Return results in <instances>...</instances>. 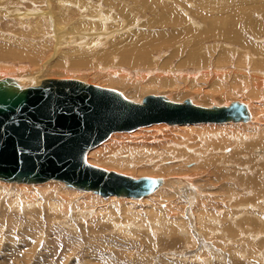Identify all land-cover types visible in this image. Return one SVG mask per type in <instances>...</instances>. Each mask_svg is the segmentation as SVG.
<instances>
[{
    "label": "rangeland",
    "instance_id": "1",
    "mask_svg": "<svg viewBox=\"0 0 264 264\" xmlns=\"http://www.w3.org/2000/svg\"><path fill=\"white\" fill-rule=\"evenodd\" d=\"M197 1H199L200 3ZM1 3L0 68H3L4 70L0 69V71L4 72H0V77H6L10 75H12V77H20V75H24L28 76L29 78L32 77L34 79V76L36 74L34 72H39V76L36 75L37 77H35L37 79L41 76L42 77L38 80L46 78L78 79L87 83L90 82V84L93 85L117 89L122 93H125V95H127L128 97L130 96L129 98L137 100V95L135 96V93H129L130 95L126 94L129 92L127 88L121 87L120 84H110L108 80H105L104 77L97 75L96 72L99 71V69L103 72H106L110 71L111 68H113L115 69L113 71H117L116 73H118L119 69H121V66L117 60L119 56V58H122L120 53L124 50L123 48L125 47V44L126 47H129L132 44L131 42L133 41L140 42L139 45H141V47L138 48L139 50H137V52L140 53V51H142L141 48H144L143 46L145 45L144 40H146L147 38L150 39L152 36H155L154 39H152L155 40L158 38L155 41H157L156 43H159L161 42V40H163V38L159 37V34L163 33L166 34L165 36H167V39L165 40H167L168 44H170L168 46L169 48L162 47L159 50L160 53L159 51L154 53L156 54L155 58L158 57V61H163L161 63V66L163 68H166L167 66L174 67L175 64L178 65V63L179 65L192 64V60L196 59L197 63L198 59L204 56L203 59H205V57H208L211 62L215 61L218 62V64L222 65L224 63L225 65L231 64L230 67L232 69L233 67H239L240 65H242L238 58L240 56H243L245 60L244 62L247 63L246 66L249 67L248 70L250 71L251 69L253 70V64H251L253 60L264 59V0H1ZM165 5L167 6L165 7ZM6 6L9 9H6ZM15 8H17V11L19 10L20 13H16L17 11ZM13 10H15L16 12H14ZM165 13L168 16H171H166L165 18ZM202 13H207L209 15L208 20L204 22L201 20L200 16H202ZM241 14H243L244 16ZM181 16L187 21L186 23L165 25L167 23L165 19L172 18L173 21L175 19L174 17ZM192 19H196L197 21H199V23L201 22L200 25H196V27L194 28L195 25H191L192 23H195ZM219 19L221 20V22ZM228 21L236 22L237 25L232 26L226 24V22ZM143 34H148V36H150H147L146 38L143 37ZM99 37L101 38L100 40H98ZM140 37L142 38V40H140ZM96 41L98 44L96 43ZM101 41L102 44L100 43ZM141 42H143V44H141ZM173 44H175V46ZM254 44L258 45L260 48H253L252 46H254ZM224 45L227 49H225ZM8 46L18 48L24 46H33L32 48L30 47L33 50V53L31 54L32 56H28L27 58H24V60L15 61V66L16 64L17 66H14L12 69L13 60H8L9 58L1 57V52H4L6 49H8ZM250 51H252V53ZM132 52L133 51L129 53ZM133 53L136 54V51H134ZM246 53L247 55L245 57L244 54ZM250 54L253 55L250 56ZM102 55H105V57L102 58ZM107 56H110L109 59H111L112 61L107 60ZM112 56L115 58H113ZM227 58H229L228 61ZM6 59L7 61H5ZM3 64L5 65L3 66ZM22 64H26L25 67L23 66L24 69L22 68ZM204 67H207L205 63ZM211 67H213V64L211 65ZM227 67L228 66H226V68ZM7 68H10L11 71ZM15 68L17 72L15 71ZM20 69L23 70L21 71ZM142 69H144L143 65L141 66V68H139V70L141 71ZM159 69L160 67L155 69L153 74L155 75L160 72ZM232 70H234V68ZM249 73H252V71H250ZM138 74L139 72L134 71L132 73V78H134ZM231 78L233 79V75ZM232 79H230L228 82L231 86L233 85V83L231 82ZM242 79H239V82L237 81L235 83L236 86L242 87L243 83L240 82L242 81ZM232 81L234 82V80ZM35 82L33 80L31 81V83ZM201 82L203 86L206 83L204 87L206 89L208 87L209 91L215 90L214 84H212L213 80L211 77L204 79ZM168 90L169 89L165 91L154 90L150 93H146L145 95H169L168 98L173 100V98L175 97H171L170 94H173L174 91ZM216 93L217 94H213V97H208L205 99H201V97H195L194 94L179 96V98L175 99L176 101H182L193 96V98H199V101L197 102H199L200 105L214 106V104L224 105L230 101L232 102L233 100L241 101V98L243 97L242 93L233 91H231L233 95L231 93L227 95H222L221 92ZM242 100L244 101L246 100V98L243 97ZM262 126L264 127V123ZM166 128L169 127H163L160 130L153 129L151 131H147L149 134L154 133L153 135H157L158 138L156 139L154 138L139 141L135 138L134 140L131 138L128 139L129 141L127 139L123 140V142L125 141L124 143L126 144H123L121 140L118 141L117 144H123L125 146L124 147L123 145H121L123 146V148H121V146L118 145L119 150L122 149L123 151H121L122 154L120 153V157H123L121 158L123 162L121 161L120 165L113 166L112 164H104L101 162V164L97 162V165L96 161L92 162L98 167L116 171L118 173H126L127 175L134 177L160 176L158 178H161L162 176H164L165 178V176L169 177L175 175L178 176V179H173L170 177L168 180H178L180 181V183H183V178L191 175L190 178L193 179L194 183H201L204 185L203 187L207 191L200 190L199 192H201L202 194H198V196L204 195L206 191L207 196H205V198H200L198 199V201H196V198H194L192 202L193 206L188 202H180L181 200H179L177 196L168 198L167 196H170L169 194L172 191L171 186L170 188L166 189L167 191H170L169 194L163 192V198L165 200L162 202V204L160 203L161 199H159L156 201V203H152V205H157V207L162 206V210H166V213H171L169 217L172 221L173 219H176L178 217V212L180 215V205H184L185 216L189 213V216H186L185 218L189 220V223L191 222L193 224V227L198 226L196 218L197 212H201L202 208H204L206 211L205 216L210 215L212 216V219L215 220H213L217 227L215 231L211 232V234L207 232V235L199 230L195 231V233H197V240H195L196 243L195 245H193V247L190 246V244H185V241L187 240L185 239V237H183V235H185V232H183V235L182 233H178V235L171 234L170 229L172 228L169 227L170 229H168L166 227L167 225L165 224L164 226H161V218L159 219L158 216L155 219H153L152 217L147 219V223L151 226L146 223L143 227L144 229L147 228L146 230L139 231L136 227L132 226L128 230L121 231L118 230L116 226L120 223H123L122 211L124 210V204L118 206L120 212L117 216L121 217V219L119 221L117 219L112 222L109 216L110 214L108 213V211H106L107 209H105V207L109 206L108 209L113 208V206L115 205L114 203H112L113 201L110 202L109 200L105 199L106 201L103 202L100 199H96L98 197H96L94 193L89 195L70 193L68 194L69 196H66V198L71 199L67 201L69 202L68 206L70 203L73 205L75 204L74 206L76 207L77 205V209L79 210L74 209L75 207L73 205H70L69 209H72L68 210L70 211L68 214H64L67 216L66 217L59 212L53 213L49 211V207L45 205L46 202L49 204L53 201L52 193H58L59 196L60 194L63 195L62 189L66 188L65 183L58 181V184L55 183L56 185H46L45 187L41 186L39 188V190L41 189L46 194H42L43 197L40 196L41 198H46L47 200L49 197H51L49 198L50 201H45L43 205L45 207L42 208V210L29 207L28 204L32 201V199L27 197L24 193H21L20 195V191L18 189L22 188V186L15 185L17 186V189L14 188L15 186H10L11 188H8V190L0 194V264H252L253 261L255 264H258V262L260 261L263 264L262 260L259 259L258 256L262 255L261 253L264 251V246L260 245L261 243H264V232H261L262 230L257 229V225L259 224V226L261 225L264 228V219L262 218L263 216H260L262 219V222H260L259 218L256 216V210H252V207L250 208L249 204L254 203L252 202V196L254 195L252 193L253 189H251L250 191L248 189V184L252 185V187L250 188L256 186L255 178H258L260 180L262 179L261 181H264V172H260V174H258L259 170L255 169L256 166L254 164L257 162L250 161L249 156L245 155L246 153H244L243 150L235 153L236 150L234 149L236 148L234 146L236 144L233 143H230L225 147L226 151H224V153L222 152L221 148L216 149V153L219 154V152L221 151V156L223 157L222 160L219 161L220 163L218 162V165L220 167H223V163L226 162L225 164L229 168L225 169L226 165H224V172H227V174L229 175L223 180V182H219L216 179H218V176L220 174L217 175L214 172V174L210 177L209 171L211 169H207V171H205V167H202L203 164H201L205 161V159H202L204 160L202 161L201 158H199L200 155H189L190 161L188 159H180V161H176V157L174 156L175 153H170L171 151L168 152L167 150L170 147V149H173L172 147L177 146L176 144L178 143L185 142L184 134H182L183 132L177 129H175L176 131H168L166 130ZM163 132H166V134H162L161 137L160 134ZM173 136H176V139L172 138ZM197 136L198 135L196 134L193 135V138L191 137L192 139L190 142H196V144L200 143L201 141L197 139ZM168 138H170L169 142L173 140L174 142L172 141V143H174L175 145H172V143H170L171 145L169 144L167 146L169 142L165 140H167ZM190 142L189 144H191ZM129 144H131V147L129 146ZM107 147L109 146L107 145L106 147H104L105 149H101V156H104V151V154L106 156L112 153V151H106ZM114 149L116 150L115 152H117L118 148L116 147ZM150 150H155V152L153 151L152 154ZM163 150H166L167 153L163 152ZM159 151H161V156L158 154L160 153ZM115 152L113 151V153ZM123 153H126L128 155H124ZM233 154L236 155L234 156ZM148 156L151 158H149ZM137 158L139 161L135 160ZM126 159H128L129 161ZM147 161H149L150 163ZM184 161L187 162L185 163ZM173 162L174 164L176 163L175 165H177L178 163H183L182 165L178 166L179 169H175L177 171L174 170V173L171 169L173 167L169 166V164H173ZM128 163L132 164L133 166ZM138 163L139 167L137 166ZM164 165L167 166L165 167ZM144 166L148 169L145 170ZM193 166L196 169L193 168ZM250 166L251 168L255 166V170L253 169L254 171L252 173ZM136 167H138L137 170ZM153 167L157 169L153 170ZM163 167H165V169ZM239 167H241V169H239ZM202 169L203 172H201ZM238 172H240L241 174ZM193 173L194 176H192ZM200 174L201 176H203H199ZM242 176L245 179H243ZM248 181H250L251 183H249ZM2 183L10 182L0 180V185ZM211 183L217 184V186L213 187L209 185ZM28 186L31 187L30 185ZM46 187H52L53 189L55 188V191L52 189H46ZM30 189L33 190L34 186L32 185V188ZM13 190H15L17 193ZM35 190L38 189L35 188ZM157 193H153L148 197L152 198L151 200L155 201L157 198L162 197V195H159V193ZM5 195L7 197H10L11 199L7 197L6 199H4ZM57 195H54V198H57ZM16 196L19 197L17 198ZM92 196V205H94V207L91 205L89 206L90 208H83V205L87 201L86 198H91ZM152 196H154L156 199H153L154 197ZM146 198L147 196L145 197V200L139 199L129 201L130 203H132L130 205L131 208L135 205L132 211L136 216L138 212H146L149 208H151L149 203L151 200H147ZM29 199L30 201H28ZM12 200L15 201V203ZM259 200L262 201L264 199ZM19 201H21V203ZM116 201L118 200H114V202ZM124 202L125 201H123V203ZM200 204L202 205L200 206ZM20 205L22 206V208ZM239 205L243 206V208L245 209H241V207L239 208ZM17 206H19V208H17ZM14 207L17 210H14ZM231 209H233L234 211H232ZM99 210L104 212V216H102V218L98 213ZM109 211L112 210L110 209ZM260 211H263V208ZM83 212L86 213L84 214ZM117 212L118 211H116V213ZM235 212L241 214L238 219H235ZM190 214L193 216H191ZM80 215L82 216L81 220L78 217ZM74 217L76 218L74 219ZM114 217H116V215H114ZM130 218L132 219L131 216ZM166 221L167 220H165V222ZM209 222H211V220ZM217 223H219V226ZM148 228L150 230H148ZM221 229H225L224 232L226 234H224ZM186 235L188 236L187 233ZM243 247L244 249H242ZM248 248H250V252ZM246 250L249 253H246ZM208 253H210V255L206 256ZM194 254L198 255L197 258L200 260H197ZM246 254L247 257L243 258L246 256ZM210 256L213 257V261H210Z\"/></svg>",
    "mask_w": 264,
    "mask_h": 264
},
{
    "label": "bare ground",
    "instance_id": "2",
    "mask_svg": "<svg viewBox=\"0 0 264 264\" xmlns=\"http://www.w3.org/2000/svg\"><path fill=\"white\" fill-rule=\"evenodd\" d=\"M3 2V1H2ZM187 2V1H186ZM197 2H199V1H197ZM0 3H1V0H0ZM31 3V2H30ZM188 3H190V2H188ZM192 3V2H191ZM200 3V2H199ZM203 3V2H202ZM2 4V3H1ZM16 4V3H15ZM218 4V3H217ZM124 5V4H123ZM208 5V4H207ZM158 6H160V5H158ZM167 5H165V7H166ZM181 6V5H180ZM179 6V7H180ZM220 6V5H219ZM11 7V6H10ZM15 7V6H14ZM164 7V6H163ZM164 7V8H165ZM185 7V6H184ZM222 7H223V5H222ZM18 8V7H17ZM17 8H15L16 9V11H17ZM172 8V7H171ZM170 8V9H171ZM191 8H192V6H191ZM207 8V7H206ZM221 8V7H220ZM3 9V8H2ZM6 9H9V8H7V6H6ZM169 9V8H168ZM182 9V8H181ZM193 9H195V8H193ZM192 9V10H193ZM211 9H213V8H211ZM223 9V8H222ZM246 9V8H245ZM12 10V9H11ZM172 10V9H171ZM171 10H169V11H171ZM178 10H179V8H178ZM14 12H16L15 10H13ZM34 11V10H33ZM185 11V10H184ZM196 11V10H195ZM201 11V10H200ZM199 11V12H200ZM236 11H238V10H236ZM10 12V11H9ZM176 12V11H175ZM182 12V11H181ZM232 12V11H231ZM242 12V11H241ZM16 13H20L19 12V10L16 12ZM178 13V12H177ZM209 13V12H208ZM251 13V12H250ZM8 14V13H7ZM10 14V13H9ZM102 14V13H101ZM166 14V13H165ZM235 14V13H234ZM237 14V13H236ZM247 14V13H246ZM187 15V14H186ZM202 16H200V18H201V20L204 22V21H206V20H208V17H209V15L207 14V13H202L201 14ZM224 15V14H223ZM231 15V14H230ZM230 15H229V17H230ZM241 15H243V14H241ZM26 16V15H25ZM104 16V15H103ZM166 16H168L167 14L165 15V18H166ZM169 16H171V15H169ZM168 16V17H169ZM236 16V15H235ZM244 16V15H243ZM212 17V16H211ZM222 17V16H221ZM220 17V18H221ZM240 17V16H239ZM254 17V16H253ZM36 18H37V16H36ZM103 18V17H102ZM175 18V19H174ZM173 19V21H172V18H167V19H165V21H167V23L165 24V25H176V24H183V23H186L187 21L181 16V17H174ZM235 18V17H234ZM237 18H238V16H237ZM248 18V17H247ZM252 18V17H251ZM22 19V18H21ZM161 19V18H160ZM216 19V18H215ZM224 19V18H223ZM89 20H91V19H89ZM189 20V19H188ZM193 20V19H192ZM214 20V19H213ZM220 20V19H219ZM247 20V19H246ZM250 20V19H249ZM195 23H192L191 25L192 26H194V28L196 27V25H200V23H199V21H197L196 19H194L193 20ZM215 21V20H214ZM225 21V20H224ZM242 21V20H241ZM217 22V21H216ZM220 22H221V20H220ZM239 22V21H238ZM253 22V21H252ZM190 23V22H189ZM83 24V23H82ZM86 24H88V23H86ZM91 24V23H90ZM96 24V23H95ZM194 24V25H193ZM226 24H229V25H232V26H236L237 24H236V22H233V21H228V22H226ZM247 24V23H246ZM256 24V23H255ZM254 24V25H255ZM204 25V24H203ZM218 25V24H217ZM36 26V25H35ZM83 26V25H82ZM94 26V25H93ZM191 26V27H192ZM187 28V27H186ZM213 28V27H212ZM223 28V27H222ZM262 28V27H261ZM228 29V28H227ZM243 29V28H242ZM264 29V28H263ZM183 30H184V28H183ZM187 30V29H186ZM214 30V29H213ZM212 30V31H213ZM237 30V29H236ZM131 31V30H130ZM193 31V30H192ZM229 31V30H228ZM135 32V31H134ZM33 33V32H32ZM87 33V32H86ZM155 33V32H154ZM183 33V32H182ZM188 33V32H187ZM230 33V32H229ZM50 34V33H49ZM211 34V33H210ZM256 34V33H255ZM260 34V33H259ZM131 35V34H130ZM133 35V34H132ZM140 35V34H139ZM153 35H155V34H153ZM166 34H159V37H161V38H163V40H161V42H159V43H156L157 41H155V40H157V39H155V40H153L154 39V37L152 36L150 39H148L147 38V36H148V34H143V37H146L147 39L146 40H144V42H145V45L143 46L144 48H141V50L142 51H140V53H138L137 52V50H139L138 48H140L141 47V45H139L140 44V42H137V41H133V42H131L132 44L130 45L128 42H129V40H128V44L130 45H127V46H129V47H126V44H125V47L123 48L124 50L120 53V55L122 56V58H119L118 57V63L120 64V66H121V69H119V74L118 73H116L115 71H113V70H115V69H113V68H111V70L110 71H106V72H103V71H101L100 69H99V71H97L96 73H97V75H99V76H102V77H104V79L105 80H108V82L110 83V84H120L121 85V87H123V88H127L128 90H129V92L128 93H126V94H128V95H130L129 93H135V96H136V98H137V100L135 99V100H133V99H131V98H129L127 95H125V93H123L127 98H129V99H131V100H133V101H135V102H142V99L146 96L145 94L146 93H150V92H152V91H154V90H161V91H165V90H167V89H169L168 91H174V93L173 94H170L171 95V97L172 96H174L175 98H179V96H186V95H190V94H194V96L195 97H201V99L202 98H210V97H213V94L215 93V94H217L216 92H221L222 93V95H224V94H229V93H231V91H233V92H238V93H242L243 94V97L244 98H246V100H244L245 101V104L247 105V107H248V110H249V117H248V119L247 120H245V121H239V122H235V121H228V122H223V123H216V122H202V123H195V124H174L173 126H171L170 124H168V123H166L165 124V122H163V123H154V124H151V125H147V126H141V127H139V128H137V129H135V130H133V131H122V132H115V133H113V134H111V136L106 140V141H104L103 142V144L101 143V145L99 146V145H97L96 147H94V148H92V149H90L88 152H87V154H86V160H88L87 162L89 163V164H92L93 166H97L98 164H97V162H101V163H104V164H112L113 166H117V165H120L121 163V161L123 162V160L121 159V158H123V157H120L121 156V154H122V149H120L119 150V146H121V145H123V144H126V143H124L123 142V140H128V139H133L134 140V138L135 139H137V140H148V139H156V138H158L157 137V135H153L154 133H152V134H149L147 131H151V130H153V129H158V130H160L161 128H163V127H169V128H166V130H175V129H177V130H179V131H181V132H183L182 134H184V141L185 142H183V143H178V144H176L177 146H174V147H172L173 149H166L168 152H170V153H175L174 154V156L176 157L175 159H176V161H180V159H185V160H189V155H200V157L199 158H201V160L202 159H205V161L204 160H202V161H204V162H202L201 164H203L202 165V167L204 166L205 168V171H207V169H211L210 171H209V176L211 177L213 174H214V172L217 174V175H219L218 176V179H216V180H218L219 182L221 181V182H223V180L229 175V174H227V172L225 173L224 172V170L227 168V169H229L228 167H227V165L225 164V163H223L224 165H226V167H225V169H224V165H223V167H220L219 165H218V162L219 161H221L222 160V152L224 153V151H226L225 150V147L227 146V145H229L230 143H233V144H236L234 147L236 148V149H234V150H236L235 151V153L236 152H239V151H241V150H243V152L244 153H246L245 155H248L249 156V159H250V161H253V162H257V163H255L254 165L256 166H254L255 167V169H257V170H259L258 171V174H260V172L261 173H263L264 172V127L262 126L263 125V123H264V68H263V66H264V59H258V60H253V62L251 63L250 61V63L251 64H253V70L251 69L250 71H252V73H249L250 71L248 70V66H246L247 65V63L246 62H244L245 60H244V57L243 56H240L238 59H239V61L241 62V64L242 65H240L239 67H233L234 68V70H232L231 69V67H230V65H225V63L222 65V64H218V62H211V60H209V58L208 57H205V59H203L204 58V56L203 55H201V56H203V57H200V59H198V61H197V63H196V60H192L193 62H192V64H188V65H182V64H180L179 65V63H178V65L177 64H175V66L174 67H171V66H167L166 68H163L162 66H161V63L163 62L162 60H160V61H158L157 60V58L158 57H156L155 58V55L156 54H154V53H156L157 51H159L160 50V48H162V47H167V48H169L168 46L170 45V44H168V41L167 40H165V39H167L166 37L167 36H165ZM27 36V35H26ZM36 36V35H35ZM138 36V35H137ZM136 36V37H137ZM141 36V35H140ZM150 36V35H149ZM148 36V37H149ZM156 36H158V35H156ZM185 36V35H184ZM96 37V36H95ZM172 37V36H171ZM207 37V36H206ZM228 37V36H227ZM239 37V36H238ZM131 38H133V37H131ZM141 38V37H140ZM153 38V39H152ZM242 38V37H241ZM23 39V38H22ZM25 39V38H24ZM96 39V38H95ZM101 38L99 37V39L98 40H100ZM127 39H130V38H127ZM145 39V38H144ZM134 40V39H133ZM140 40H142V38L140 39ZM190 40V39H189ZM131 41V40H130ZM147 41V42H146ZM228 41V40H227ZM246 41V40H245ZM31 43V42H30ZM96 43H97V41H96ZM101 44H102V41L100 42ZM98 44V43H97ZM96 44V45H97ZM141 44H143V42H141ZM249 44H251V43H249ZM258 44V43H257ZM91 45V44H90ZM93 45V44H92ZM174 46H175V44H173ZM253 45V44H252ZM256 46H258V45H255L254 44V46H252L253 48H260L259 46L258 47H256ZM264 46V45H263ZM31 48L33 47V46H30ZM29 46L27 47V46H24V47H12V46H8V49H6L4 52H1V54H2V56L1 57H3V58H9L8 60H13L12 61V69H13V67L15 66V61H17V60H24V58H27L28 56H32L31 54L33 53V50L30 48ZM171 47V46H170ZM224 47H225V45H224ZM229 47V46H228ZM247 47V46H246ZM262 47V46H261ZM117 48H119V47H117ZM210 48H211V46H210ZM251 48V47H250ZM263 48V47H262ZM4 49V48H3ZM2 49V50H3ZM177 49V48H176ZM225 49H227L226 47H225ZM122 50V49H121ZM166 50V49H165ZM175 50V49H174ZM229 50V49H228ZM131 51H136V54L135 53H129V52H131ZM189 51V50H188ZM222 51H223V49H222ZM233 51V50H232ZM164 52V51H163ZM162 52V53H163ZM231 52V51H230ZM251 53H252V51H250ZM249 52V53H250ZM102 53V52H101ZM106 53V52H105ZM159 53H160V51H159ZM195 53V52H194ZM245 53V52H244ZM30 54V55H29ZM140 54H141V56H140ZM98 55V54H97ZM99 55H100V53H99ZM228 55V54H227ZM245 55V57H246V55H247V53L246 54H244ZM251 55H253V54H250V56ZM140 56V57H139ZM161 56V55H160ZM174 56V55H173ZM103 57H105V55L103 56L102 55V58ZM113 57V56H112ZM229 57V56H228ZM248 57V56H247ZM29 58H31V57H29ZM36 58V57H35ZM107 58V60H111V59H109L110 58V56H107L106 57ZM113 58H115V57H113ZM112 58V59H113ZM197 58V57H196ZM232 58H233V56H232ZM39 59V58H38ZM156 59V60H155ZM193 59V58H192ZM228 59L229 58H227V61H228ZM236 59V58H235ZM234 59V60H235ZM251 59V58H250ZM254 59V58H253ZM3 60V59H2ZM26 60V59H25ZM182 60V59H181ZM233 60V59H232ZM242 60V61H241ZM4 61V60H3ZM5 61H7V59L5 60ZM37 61V60H36ZM112 61V60H111ZM226 61V62H227ZM230 61V60H229ZM21 62V61H20ZM22 62H24V61H22ZM114 62V61H113ZM112 62V63H113ZM116 62V61H115ZM167 62V61H166ZM190 62V61H189ZM221 62V61H220ZM225 62V61H224ZM239 62V63H240ZM247 62H248V60H247ZM204 63H205V65L207 66L206 68L204 67ZM207 63V64H206ZM223 63V62H222ZM35 64H37V63H35ZM77 64V63H76ZM213 64V67H211V65ZM233 64V63H232ZM243 64H244V66H243ZM5 64H3V66H4ZM25 65L26 64H22V68L24 69V67H25ZM143 65V68L144 69H142L141 71L139 70V68H141V66ZM157 65V66H156ZM250 65V64H249ZM16 66H17V64H16ZM15 66V67H16ZM24 66V67H23ZM226 66H228L227 68H226ZM10 67V66H9ZM20 67V66H19ZM128 67H131V68H128ZM158 67H160V72H158V70H157V74H153V72L155 71V69H157ZM262 67V68H261ZM18 68V67H17ZM21 68V67H20ZM1 69V68H0ZM3 69V68H2ZM1 69V70H2ZM7 69H9L10 70V68H7ZM22 69V70H23ZM27 69V68H26ZM128 69H133V70H128ZM4 70V69H3ZM21 70V69H20ZM21 70V71H22ZM45 70V69H44ZM105 70V69H104ZM5 71H6V69H5ZM11 71V70H10ZM15 71L17 72V70H16V68H15ZM21 71H19V72H21ZM47 71V70H46ZM56 71V70H55ZM134 71H136V72H139V74L137 75V76H135L134 78H132V73L134 72ZM1 72V71H0ZM2 72H4V71H2ZM1 72V73H2ZM14 72V71H13ZM115 72V73H114ZM6 73V72H5ZM32 73V72H31ZM34 73H36L35 74V76L36 75H38V73L39 72H34ZM131 73V74H130ZM8 74V73H7ZM12 74H14V73H12ZM30 75V74H29ZM96 75V74H95ZM232 75H233V79L231 78L232 77ZM34 76V79L32 78V77H28V76H24V75H20V77H12V75H10V76H6V77H8V78H12L13 80H15L19 85H21V87H27V86H33V85H39L43 80H45V79H41V80H38V79H40L41 77H39L38 79L36 78ZM39 76V75H38ZM6 77H0V79L1 78H6ZM98 77V76H97ZM212 78V80H213V83L212 84H214V88H215V90L213 91V90H211V91H209V88L207 87V89L204 87L205 85H206V83H205V85L203 86L202 85V80H204V79H207V78ZM242 79V81H240V82H242L243 84H242V87H239V86H236V82L238 81L239 82V79ZM46 79H49V78H46ZM57 79H68V78H57ZM230 79H232V80H234V82L231 80V82L233 83V85L231 86L228 82H229V80ZM36 81L35 83H31V81ZM78 80V79H77ZM209 80V79H208ZM85 82V81H84ZM87 83V82H86ZM103 83V82H102ZM109 83H108V85H109ZM88 84H90V82L88 83ZM210 84H211V82H210ZM212 84H211V86H212ZM105 85V84H104ZM208 85V84H207ZM229 85H230V87H229ZM98 86V85H97ZM117 86V85H116ZM102 87V86H101ZM213 88V89H214ZM226 88V89H225ZM126 89V90H127ZM210 89H212V88H210ZM216 91V92H215ZM172 93V92H171ZM164 94V93H163ZM219 94V93H218ZM232 94V93H231ZM143 95V96H142ZM148 95V94H147ZM155 95H157V94H155ZM233 95V94H232ZM241 95V94H240ZM132 96H133V94H132ZM131 96V97H132ZM134 96V97H135ZM167 96V95H166ZM169 96V95H168ZM167 96V97H168ZM216 96V95H215ZM230 96V95H229ZM237 96V95H236ZM234 97H235V95H234ZM241 97V96H240ZM242 97V98H243ZM175 98H173V101H176V99ZM242 98H241V102L243 101L242 100ZM170 99V98H169ZM175 99V100H174ZM189 99H191L192 101H193V103H195V104H197V105H200L199 104V102H197V101H199V98H193V96L191 97V98H189ZM261 100V101H260ZM182 101H184V100H182ZM224 101V100H223ZM234 101V100H233ZM238 101H240V100H238ZM243 101V102H244ZM179 102H181V101H179ZM226 102V101H225ZM228 102V101H227ZM231 103V101L230 102H228V103H226V104H224V105H228V104H230ZM214 105H217V106H222L223 104H214ZM202 106H205V105H202ZM207 107H212V106H207ZM177 125V126H176ZM180 125V126H179ZM176 131V130H175ZM162 134H166V132L164 133H161L160 134V136L162 137ZM178 134V133H177ZM198 135L197 137V139L198 140H200L201 142L200 143H197L196 144V142H190L191 141V139L193 138L192 136L193 135ZM149 136H150V138H149ZM179 136V135H178ZM183 136V135H182ZM176 136H173L172 138H174V139H176L175 138ZM192 137V138H191ZM160 139V138H159ZM170 138H168L167 140H165V141H170L169 140ZM122 141L123 142V144H121V145H119V144H117V142L118 141ZM162 140H163V138H162ZM172 140V139H171ZM180 140V139H179ZM129 141V140H128ZM173 141V140H172ZM172 141L171 142H169L168 144H167V146L170 144V143H172ZM132 142V141H131ZM174 142V141H173ZM189 142L191 143V144H189ZM129 143V142H128ZM127 143V144H128ZM135 143V142H134ZM142 143H144V142H142ZM222 143V144H221ZM141 144V143H140ZM174 143H172V145H173ZM109 146V147H107V149H106V151H112V153H113V151L115 152L116 150L114 149V148H118V150H117V152H115V153H111V154H108L107 156L104 154L105 153V151L103 152V155L104 156H101V154H100V151H101V149L102 148H104V147H106V146ZM119 145V146H118ZM131 144H129V146H130ZM171 145V144H170ZM175 145V144H174ZM124 146V145H123ZM123 146H121V148H123ZM125 147V146H124ZM131 147V146H130ZM134 147V146H133ZM196 147H201V148H196ZM135 148V147H134ZM218 148H221V150H222V152L220 151L219 152V154L218 153H216V149H218ZM105 149V148H104ZM127 149V148H126ZM125 149V150H126ZM130 149V148H129ZM152 149V148H151ZM227 149V148H226ZM124 150V151H125ZM166 150H163V152H166L167 153V151ZM173 150V151H172ZM122 151V152H121ZM145 151H148V150H145ZM151 152H152V154H153V151L155 152V150H150ZM150 151H149V153H150ZM158 151V150H157ZM144 152V151H143ZM160 153H158L159 155L161 154V151H159ZM256 152V153H255ZM121 153V154H120ZM255 153V154H254ZM124 155L126 154V153H123ZM155 154V153H154ZM163 154V153H162ZM165 154V153H164ZM231 154V153H230ZM237 154H239V153H237ZM113 155H117V156H113ZM126 155H128V154H126ZM224 155V154H223ZM227 155V154H226ZM234 155V154H233ZM232 155V156H233ZM236 155V154H235ZM234 155V156H235ZM130 156V155H129ZM128 156V157H129ZM150 156H151V154H150ZM161 156V155H160ZM162 156H164V155H162ZM171 156V155H170ZM229 156H231V155H229ZM107 157H109V158H107ZM133 157V156H132ZM142 157V156H141ZM149 157V156H148ZM154 157V156H153ZM156 157V156H155ZM197 157V156H196ZM237 157V156H236ZM239 157H241V156H239ZM95 160H94V159ZM126 158V157H125ZM125 158H124V161H125ZM134 158V157H133ZM139 158V157H138ZM138 158L137 159H135V160H138ZM149 158H151V157H149ZM159 158V157H158ZM198 158V157H197ZM233 158V157H232ZM238 158V157H237ZM121 159V160H120ZM140 159V158H139ZM190 159H192V158H190ZM242 159V158H241ZM240 159V160H241ZM126 160H128V159H126ZM142 160V159H141ZM149 160H151V159H149ZM181 160V161H182ZM95 162L96 161V164H94L93 162ZM129 161V160H128ZM139 161V160H138ZM138 161H136V162H138ZM170 161V160H169ZM190 161V160H189ZM197 161V160H196ZM236 161V160H235ZM262 161V162H261ZM147 162H149V161H147ZM185 162V161H184ZM187 162V161H186ZM185 162V163H186ZM243 162V161H242ZM246 162V161H245ZM100 163V164H101ZM125 163V162H124ZM131 163V162H130ZM130 163H128V164H130ZM142 163H145V162H142ZM150 163V162H149ZM197 163V162H196ZM220 163V162H219ZM252 163V162H251ZM136 164V163H135ZM173 164H174V162H173ZM173 164H169V166L170 167H173V168H171L172 169V171H173V173H174V170L176 169V168H178V166H180V165H182L183 163H178L177 165H173ZM189 164V163H188ZM242 164H244V163H242ZM125 165V164H124ZM130 165H132V164H130ZM146 165H147V163H146ZM184 165H186V164H184ZM244 165H246V164H244ZM253 165V164H252ZM102 166V165H101ZM123 166V165H122ZM133 166V165H132ZM136 166V165H135ZM138 167H139V163H138V165H137ZM163 166V165H162ZM165 166V165H164ZM167 166V165H166ZM165 166V167H166ZM176 166V167H175ZM231 166V165H230ZM98 167V166H97ZM103 167V166H102ZM138 167H136V170H137V168ZM143 167V166H142ZM165 167H163L164 169H165ZM199 167V166H198ZM202 167H200V168H202ZM254 167L253 168H251V166H250V168H251V173L255 170L254 169ZM101 168V167H100ZM122 168V167H121ZM163 168H161V169H163ZM193 168H195L194 166H193ZM238 168V167H237ZM104 169V168H103ZM129 169V168H128ZM144 169L146 170V169H148V168H145V166H144ZM154 169H157V168H154L153 167V170ZM179 169V168H178ZM196 169V168H195ZM231 169V168H230ZM239 169H241V167H239ZM254 169V170H253ZM105 170H108V169H105ZM114 170V169H113ZM152 170V171H153ZM108 171H112V170H108ZM159 171V170H158ZM161 171V170H160ZM175 171H177V170H175ZM239 171V170H238ZM114 172H116V171H114ZM149 172V171H148ZM164 172V171H163ZM201 172H203V169L201 170ZM230 172V171H229ZM240 172H242V171H240ZM240 172H238V173H240ZM118 173V172H117ZM191 173V172H190ZM205 173V172H204ZM256 173V172H255ZM120 174H124V173H121L120 172ZM197 174H199V173H197ZM227 174V175H226ZM236 174V173H235ZM234 174V175H235ZM241 174V173H240ZM124 175H127L126 173L124 174ZM162 175V174H161ZM127 176H130V175H127ZM192 176H194V173L192 174ZM199 176H201V174L199 175ZM203 176V175H202ZM201 176V177H202ZM131 177H134V176H131ZM150 177H153V178H158V177H160V176H150ZM173 178V179H178L177 177L178 176H175V175H173V176H169V177H167V176H165V178H164V176H162L161 178H159V179H161V183H160V185L155 189V191L153 192V193H159V195H162V197H159V198H155L154 196H152V197H154L153 199H156L155 201H153V200H151L152 198H149L148 196L149 195H151V194H153V193H151V194H149V195H147V200L148 199H150L151 201L149 202L150 203V206H151V208H149L146 212H142L141 213V211L140 212H138V214H137V216L134 214V212L132 211V209H134L133 207H135V205L131 208V204L132 203H130L129 201H132V200H139V199H141V200H145V197L146 196H144V197H142V198H133V197H124V196H121V197H118V196H109V197H104V196H101V195H99V194H97V193H95V192H93V191H91V190H89V191H84V190H80V189H78V188H74V187H69L65 182H63V181H60V180H54V179H52V180H49V181H46V182H43V183H20V184H17V183H19V182H17V183H12V182H10V183H2L1 185H0V194L1 193H3L4 191H6V190H8V188H11L10 186H15V185H19V186H22V188H19L18 190L20 191V195H21V193L23 194H25L27 197H29V198H31L32 199V201L28 204L29 205V207H33V208H36V209H41L42 210V208H44L45 206H43L44 205V203H45V201H48L49 200V198H51V197H49L47 200H46V198H41L40 196H42V194H45L44 193V191H42L41 189L39 190V188L41 187V186H46V185H48V186H50V185H56V184H58V181L59 182H63V183H65V189H62V192H63V195L62 194H60V196H59V194L57 195L56 193H52L53 194V201L52 202H50L49 204L46 202L45 203V205L46 206H48L49 207V211H51V212H53V213H60V214H68L70 211H68V210H71V209H69L70 207V205H73V204H69V206H68V203L69 202H67L68 200H71V199H68V198H66V196L68 195V194H70V193H76V194H82V195H89V194H92V193H94V195H96V197H98V198H96V199H100V200H102L103 202L104 201H106V200H109L110 202L111 201H113L112 203H114L115 205L113 206V208H110L112 211H109L110 209H108L109 208V206H107V207H105V209H107L106 211H108V213L110 214L109 216H110V219H111V221L113 222V221H115V220H117L118 219V221L121 219V217H119V216H117L118 214H119V207L118 206H120V205H123L124 204V210L122 211L123 212V223H120L119 225H117L116 226V228H118V230H121V231H124V230H128L129 228H131L132 226H134V227H136L137 228V230H146L147 228H143L144 226H145V224L147 223V219L148 218H153V219H155V218H157V216L159 217V219H160V223H161V226H164V224L165 225H167L166 227L168 228V229H170L169 227H171L172 229H170L171 230V234H175V235H178V233H182V235L184 234L183 232H185V235H183V237H185V239H187L186 241H185V244H190V246H192L193 247V245H195V240H197V238H196V235H197V233H195V231H197V230H199V231H201V232H203L204 234H206L207 232L208 233H210L211 234V232H213V231H215L216 229H217V227H216V224L213 222V220L214 219H212V216H210V215H208V216H205V209L204 208H202V210H201V212H197V223H198V226L197 227H193V224L190 222H188L189 220H187V218H185L186 216H189V213H188V215H186L185 216V206L184 205H180V209H181V211H180V215H179V212H178V217L176 218V219H173V221L172 220H170V217H169V215L171 214V213H166V210H162V206L160 207V206H158L157 207V205H152V203H156V201L157 200H159V199H161V201H160V203L162 204V202L165 200L164 198H163V196H164V193H166V194H169V192L170 191H167L166 189L167 188H170L171 186H172V191L170 192V196H167L168 198H171L172 196H177L178 198H179V200H181L180 202H188V203H190L192 206H193V204H192V202H193V199L194 198H196V201H198V199H200V198H205V196H207V190L203 187L204 185L203 184H201V183H194L193 182V179L192 178H190L191 177V175H188L187 177H185V178H183V183H180V181H178V180H176V181H171V180H168L169 178ZM208 177V176H207ZM243 177V176H242ZM241 177V178H242ZM137 178V177H136ZM200 178V177H199ZM243 179H245L244 177H243ZM1 180V179H0ZM262 180V179H261ZM260 179H258V178H255V182H256V186L254 187L253 186V188H250V187H252V185L250 186L249 184H248V189H249V191L251 190V189H253V195L254 196H252L253 197V200H252V202H254V203H251V204H249L250 205V208L253 210H256V216L259 218V220H260V222H262V219H261V217L260 216H263L262 218L264 219V200H259V199H264V181H261ZM2 181H4V180H2ZM5 182H8V181H5ZM244 182V181H243ZM249 183H251L250 181H248ZM54 183V184H53ZM56 183V184H55ZM245 183V182H244ZM232 184V183H231ZM28 185H30L31 187H29ZM32 185L34 186V189L32 190V189H30V188H32ZM209 185H211V186H213V187H215V186H217V184H213V183H211V184H209ZM225 187V186H224ZM236 187V186H235ZM15 189H17V186H15L14 187ZM35 188H37L38 190H35ZM212 188V187H211ZM46 189H52V190H54L52 187H49V188H47L46 187ZM59 189V188H58ZM57 190V189H56ZM164 190V191H163ZM169 190V189H168ZM200 190H206L205 191V193H204V195H202V196H198V194H202L201 192H199ZM13 191H15V190H13ZM18 191V192H19ZM27 191H29V192H27ZM33 191V192H32ZM47 191V190H46ZM49 191V190H48ZM55 191V190H54ZM53 191V192H54ZM241 191V190H240ZM16 192V191H15ZM50 192V191H49ZM58 192H59V190H58ZM61 192V191H60ZM164 192V193H163ZM248 192V191H247ZM17 193V192H16ZM157 193V194H158ZM163 193V194H162ZM66 194V195H65ZM7 195V194H6ZM5 195V198L4 199H6V196ZM11 195H13V194H11ZM15 195V194H14ZM46 195V194H45ZM54 195L56 196L57 195V198H54ZM65 195V196H64ZM155 195V194H154ZM10 196V195H9ZM24 196V195H23ZM69 196V195H68ZM74 196V195H73ZM78 196V195H77ZM166 196V195H165ZM229 196H230V194H229ZM1 197V196H0ZM3 197V196H2ZM17 197V196H16ZM19 197V196H18ZM17 197V198H18ZM43 197V196H42ZM7 198H10V197H7ZM23 198V197H22ZM144 198V199H143ZM215 198V197H214ZM228 198H230V197H228ZM11 199V198H10ZM87 199V201L85 202V204L83 205V208L84 207H89V206H91L92 205V199H93V196L91 197V198H86ZM106 199V200H105ZM243 199V198H242ZM114 200H118V201H116V202H114ZM244 200V199H243ZM9 201V200H8ZM13 201V200H12ZM28 201H30V199L28 200ZM50 201V200H49ZM83 201V200H82ZM95 201H99V200H95ZM123 201H125L124 203H123ZM128 201V202H127ZM168 201V200H167ZM166 201V202H167ZM259 201H261V202H259ZM14 203H15V201H13ZM20 203H21V201H19ZM18 202V203H19ZM80 202V201H79ZM227 202V201H226ZM12 203V202H11ZM23 203H25V202H23ZM95 203V202H94ZM148 203V202H147ZM172 203V202H171ZM179 203V202H178ZM202 203H203V201H202ZM228 203H229V201H228ZM161 204H159V205H161ZM169 204V203H168ZM224 204H226V203H224ZM223 204V205H224ZM14 205V204H13ZM17 205H19V204H17ZM23 205V204H22ZM75 205V204H74ZM73 205V206H74ZM81 205V204H80ZM103 205V204H102ZM105 205V204H104ZM107 205H109V204H107ZM202 204H200V206H201ZM21 206V205H20ZM24 206H26V205H24ZM93 207H94V205H92ZM97 206V205H96ZM95 206V207H96ZM196 206V205H195ZM226 206V205H225ZM245 206V205H244ZM16 207V206H15ZM14 207V208H15ZM75 207V206H74ZM81 207V206H80ZM168 207V206H167ZM241 207V209L243 208V206H241V205H239V208ZM11 208V207H10ZM17 208H19V206H17ZM21 208H22V206H21ZM21 208H20V210H21ZM79 208V207H78ZM90 208V207H89ZM228 208H230V207H228ZM246 208H247V205H246ZM256 208V209H255ZM263 208V211H260L261 209ZM31 209V208H30ZM74 209H77V205H76V207L74 208ZM102 209V208H101ZM122 209V208H121ZM178 209V208H177ZM243 209H245V208H243ZM14 210H17L16 208L14 209ZM77 210H79V209H77ZM82 210V209H81ZM98 210V209H97ZM222 210V209H221ZM232 211H234L233 209H231ZM239 210V209H238ZM19 211V210H18ZM25 211V210H24ZM26 211H27V209H26ZM116 211H118L117 213H116ZM220 211V210H219ZM240 211V210H239ZM251 211V210H250ZM21 212H22V210H21ZM78 212V211H77ZM168 212V211H167ZM216 212V211H215ZM24 213V212H23ZM73 213H75V212H73ZM80 213V212H79ZM84 213V212H83ZM86 213V212H85ZM84 213V214H85ZM91 213V212H90ZM99 214H100V217L102 218V216H104V212L103 211H101V210H99V212H98ZM222 213V212H221ZM220 213V214H221ZM77 214V213H76ZM81 214V213H80ZM214 214V213H213ZM28 215V214H27ZM49 215H50V213H49ZM82 215V214H81ZM78 216L79 217V219L81 220L82 219V216ZM114 215H116V217H114ZM191 215V214H190ZM64 216H66V215H64ZM130 216L132 217V219L130 218ZM191 216H193V215H191ZM215 216V215H214ZM234 216H235V219H238L240 216H241V214H238V212H235L234 213ZM67 217V216H66ZM147 217V218H146ZM30 218V217H29ZM54 218V217H53ZM65 218V217H64ZM76 217H74V219H75ZM84 218V217H83ZM195 218V217H194ZM70 219V218H69ZM72 219H73V217H72ZM217 219V218H216ZM234 219V220H235ZM38 220H39V218H38ZM60 220V219H59ZM58 220V221H59ZM67 220V219H66ZM79 220V221H80ZM83 220H85V219H83ZM82 220V221H83ZM138 220H139V222H138ZM152 220V219H151ZM165 220H167L166 222H165ZM211 220V222H209ZM35 221V220H34ZM33 221V222H34ZM69 221V220H68ZM98 221V220H97ZM99 221H102V220H99ZM121 221V222H122ZM215 221V220H214ZM37 222V221H36ZM56 222V221H55ZM84 222V221H83ZM149 222H150V220H149ZM232 222V221H231ZM264 222V221H263ZM31 223V222H30ZM39 223V222H38ZM94 223V222H93ZM210 223H212V224H210ZM250 223V222H249ZM148 224V223H147ZM195 224V223H194ZM218 224V226H219V223H217ZM70 225V224H69ZM148 225H150V224H148ZM147 225V226H148ZM151 226V225H150ZM126 227H128V228H126ZM30 228V227H29ZM257 229H259V230H262L261 232H264V228H263V226H259V224L257 225ZM148 230H150L149 228H148ZM155 230V229H154ZM190 230V231H189ZM221 231L224 233V234H226L224 231H225V229H221ZM254 232V231H253ZM23 233V232H22ZM186 233L188 234V236L186 235ZM250 233V232H249ZM259 233V232H258ZM25 234V233H24ZM155 234V233H154ZM220 234H221V232H220ZM245 234V233H244ZM247 234H248V232H247ZM199 235V234H198ZM207 235V234H206ZM253 235V234H252ZM260 235H261V233H260ZM259 235V236H260ZM264 235V234H263ZM21 236V235H20ZM200 236V235H199ZM259 236H258V238H259ZM250 237H251V235H250ZM263 237V236H262ZM248 238V237H247ZM252 239V238H251ZM251 239H249V240H251ZM262 239V238H261ZM218 240V239H217ZM253 240V239H252ZM255 240V239H254ZM257 240V239H256ZM263 240V239H262ZM258 241H260V240H258ZM246 244V243H245ZM256 244V243H255ZM260 244V243H259ZM264 243H261L260 245H262V246H264L263 245ZM247 245V244H246ZM245 246V245H244ZM259 246V245H258ZM248 247H250V246H248ZM261 247V246H260ZM259 248V247H258ZM242 249H244V247L242 248ZM246 249V248H245ZM263 249V248H262ZM248 250H249V252L251 251L250 250V248H248ZM253 250V249H252ZM257 250H259V249H257ZM264 250V249H263ZM256 251V250H255ZM261 251V250H260ZM259 251V252H260ZM206 252H208V251H206ZM249 252H247V250H246V253H249ZM25 253H27V252H25ZM244 253V252H243ZM260 254V253H259ZM262 255H260V256H258L259 257V259H261L262 260V262H263V264H264V251L261 253ZM206 255V254H205ZM208 255H210V253H208L206 256H208ZM257 255V254H256ZM194 256H195V258L197 259V260H200V259H198L197 257H198V255H196V254H194ZM206 256H204V257H206ZM213 256V255H212ZM242 256V255H241ZM211 257V256H210ZM221 257V256H220ZM247 257V254H246V256L245 257H243V258H246ZM194 258V259H195ZM200 258V257H199ZM208 258V257H207ZM213 257H211L210 258V261L212 260L213 261V259H212ZM249 258V257H248ZM247 258V259H248ZM195 259V260H196ZM196 260V261H197ZM244 260V259H243ZM246 260V259H245ZM247 261V260H246ZM205 262V261H204ZM207 262H209V261H207ZM256 262V261H255ZM209 264V263H208ZM252 264H255L254 263V261L252 262ZM258 264H262L261 263V261L260 262H258Z\"/></svg>",
    "mask_w": 264,
    "mask_h": 264
},
{
    "label": "water",
    "instance_id": "3",
    "mask_svg": "<svg viewBox=\"0 0 264 264\" xmlns=\"http://www.w3.org/2000/svg\"><path fill=\"white\" fill-rule=\"evenodd\" d=\"M244 102L212 107L189 98L173 101L149 94L142 102L121 91L77 79L49 78L21 87L12 78L0 79V179L43 183L60 180L69 187L101 196L142 198L161 179L131 177L93 166L87 152L111 134L154 123L195 124L245 121Z\"/></svg>",
    "mask_w": 264,
    "mask_h": 264
}]
</instances>
